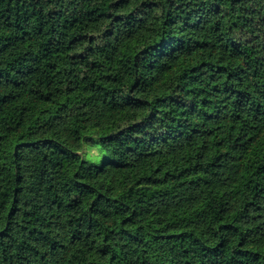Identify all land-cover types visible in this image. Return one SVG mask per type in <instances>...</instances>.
<instances>
[{"label": "trees", "instance_id": "16d2710c", "mask_svg": "<svg viewBox=\"0 0 264 264\" xmlns=\"http://www.w3.org/2000/svg\"><path fill=\"white\" fill-rule=\"evenodd\" d=\"M0 264H264V0H0Z\"/></svg>", "mask_w": 264, "mask_h": 264}, {"label": "rangeland", "instance_id": "374dc122", "mask_svg": "<svg viewBox=\"0 0 264 264\" xmlns=\"http://www.w3.org/2000/svg\"><path fill=\"white\" fill-rule=\"evenodd\" d=\"M86 151H88V152L90 153L91 156L96 157V158H97L98 155H99V153H98L97 150H95V149H92V150L87 149Z\"/></svg>", "mask_w": 264, "mask_h": 264}]
</instances>
